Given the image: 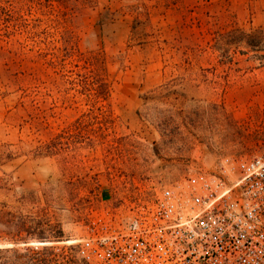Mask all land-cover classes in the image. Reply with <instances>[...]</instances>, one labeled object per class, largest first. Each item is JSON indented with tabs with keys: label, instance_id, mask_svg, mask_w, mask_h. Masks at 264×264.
I'll return each mask as SVG.
<instances>
[{
	"label": "rangeland",
	"instance_id": "1",
	"mask_svg": "<svg viewBox=\"0 0 264 264\" xmlns=\"http://www.w3.org/2000/svg\"><path fill=\"white\" fill-rule=\"evenodd\" d=\"M263 151L264 0H0V202L64 232L55 264L111 171Z\"/></svg>",
	"mask_w": 264,
	"mask_h": 264
},
{
	"label": "built area",
	"instance_id": "2",
	"mask_svg": "<svg viewBox=\"0 0 264 264\" xmlns=\"http://www.w3.org/2000/svg\"><path fill=\"white\" fill-rule=\"evenodd\" d=\"M83 224L88 264H264V151L170 183L111 171Z\"/></svg>",
	"mask_w": 264,
	"mask_h": 264
},
{
	"label": "trees",
	"instance_id": "3",
	"mask_svg": "<svg viewBox=\"0 0 264 264\" xmlns=\"http://www.w3.org/2000/svg\"><path fill=\"white\" fill-rule=\"evenodd\" d=\"M0 190H4L0 186ZM7 204L0 202V264H22L21 260L27 261L23 264H55L51 260L55 249L44 248L39 250L34 244H53L66 242L64 232L57 227H53L47 220L38 221L31 211L27 216L14 212H6ZM24 216V217H23ZM75 253L72 257V264L83 263L78 259L77 249H70ZM43 257L35 260V257Z\"/></svg>",
	"mask_w": 264,
	"mask_h": 264
}]
</instances>
